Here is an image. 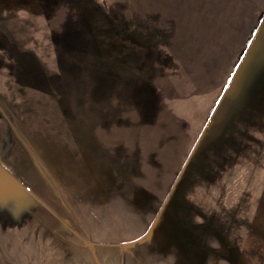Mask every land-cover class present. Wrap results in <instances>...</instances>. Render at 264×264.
Returning a JSON list of instances; mask_svg holds the SVG:
<instances>
[{"label":"rangeland","instance_id":"rangeland-1","mask_svg":"<svg viewBox=\"0 0 264 264\" xmlns=\"http://www.w3.org/2000/svg\"><path fill=\"white\" fill-rule=\"evenodd\" d=\"M0 264H264V0H0Z\"/></svg>","mask_w":264,"mask_h":264},{"label":"crops","instance_id":"crops-1","mask_svg":"<svg viewBox=\"0 0 264 264\" xmlns=\"http://www.w3.org/2000/svg\"><path fill=\"white\" fill-rule=\"evenodd\" d=\"M254 28H256V27H254ZM254 28H252V30H254Z\"/></svg>","mask_w":264,"mask_h":264}]
</instances>
